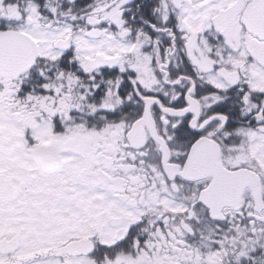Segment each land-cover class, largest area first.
Segmentation results:
<instances>
[{
  "label": "snow or ice",
  "instance_id": "snow-or-ice-1",
  "mask_svg": "<svg viewBox=\"0 0 264 264\" xmlns=\"http://www.w3.org/2000/svg\"><path fill=\"white\" fill-rule=\"evenodd\" d=\"M0 264H264V0H0Z\"/></svg>",
  "mask_w": 264,
  "mask_h": 264
}]
</instances>
